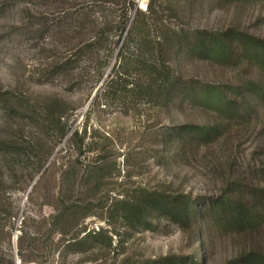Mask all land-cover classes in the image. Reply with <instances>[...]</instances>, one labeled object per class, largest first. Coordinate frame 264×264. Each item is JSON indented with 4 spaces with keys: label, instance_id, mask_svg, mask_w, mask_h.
Listing matches in <instances>:
<instances>
[{
    "label": "rangeland",
    "instance_id": "obj_1",
    "mask_svg": "<svg viewBox=\"0 0 264 264\" xmlns=\"http://www.w3.org/2000/svg\"><path fill=\"white\" fill-rule=\"evenodd\" d=\"M155 1L154 8L164 20L187 31H217L237 26L264 38L263 2L229 6L212 0ZM63 2L0 0V142L20 143L26 153L22 158L23 170L5 171L0 165V256L6 259L4 264H10L11 260L21 264L18 249L22 222L26 220L25 231L39 233L43 241L44 226L55 214L54 207L60 205H77L82 216L88 215L78 223L72 222L66 240L75 233L80 232L82 238L103 229L117 250L109 253L105 247L101 255L86 248L85 253H70L62 258L61 250L32 251L34 245L25 239L26 258H36L38 264H162L166 257L191 258L198 253L204 264H225L244 249L264 251L263 231L254 237L225 233L211 220L206 234L200 237L183 233L166 219L156 220L155 230L144 233L131 232L120 220L110 219L108 209L112 200L141 187L181 191L200 201L217 197L235 181L264 187V109L248 124L227 125L219 143L187 160L168 162L151 143L154 133L186 121L212 123L215 118L205 111H185L178 107L160 110L149 106L141 88L126 98L106 99L104 91L119 62L122 47L127 46L130 55L136 54L135 37L134 41L126 40L134 13L119 44H114L117 38H111L114 43L108 47L113 50L112 57L108 58L106 50L101 52V62L110 60L102 78L96 71L99 63L96 62L82 63L83 73L73 85L61 77L53 82H38L46 75L54 56L50 50L57 48L61 60L69 48L58 34L65 23ZM72 3L74 19L82 10L100 9L87 1ZM135 3L145 12L150 0H135ZM76 43L74 40L73 44ZM170 59L172 67L187 77L214 85L236 81V73L229 68L181 55ZM49 99L63 105L59 111L64 115L62 128L67 129L63 138L61 126L37 124L45 117L41 106L40 110L28 108L20 112L15 104L19 100L24 101L25 107H31ZM76 160L77 168L70 167ZM37 161H44L39 171L33 167ZM94 167L98 172H93ZM55 239L58 241L61 236L56 235Z\"/></svg>",
    "mask_w": 264,
    "mask_h": 264
},
{
    "label": "trees",
    "instance_id": "obj_2",
    "mask_svg": "<svg viewBox=\"0 0 264 264\" xmlns=\"http://www.w3.org/2000/svg\"><path fill=\"white\" fill-rule=\"evenodd\" d=\"M78 1H87L94 8L100 9L96 12L82 10L84 12L77 13L78 16L74 19L71 12L73 0H64L61 8L65 12V23L58 34L66 40L69 48L65 58L61 60L57 57V48L50 50L54 56L47 66L46 75L40 77L38 82H53L61 77L73 85L79 81L78 78L83 73L80 65L82 63L93 65L96 62H99L96 63L98 64L96 71L99 78H102L110 60L101 62V52L106 50L109 52L108 58L112 57L113 50L108 47L111 42L114 43L111 38H117L114 44H119L127 31L130 16L134 13L126 40L134 41L135 37L136 54L130 55L127 46L122 47L119 62L114 67L110 83L104 91L106 99H109L108 97L116 99L118 96L126 98L141 88L142 97L149 106L160 110L178 107L185 111L186 109L205 111L215 118L212 123L186 121L154 133L151 143L160 149L162 158L168 162H176L182 158L187 160L202 149L219 143L227 125L248 124L264 109V38L249 34L237 26L217 31L207 29L187 31L164 20L160 12L154 8L157 3L155 0H150L145 12L137 7L135 0ZM212 2L218 5L239 6L264 3V0H212ZM73 22H76V25H73ZM74 40H77L76 44H73ZM174 55L197 58L229 68L236 73V81L214 85L187 77L172 67L170 57ZM120 84L123 86L119 89ZM129 86L132 87L128 88ZM15 104L20 108V112H26L28 108L39 109L41 106V112L43 111L45 117L37 124L48 126V123L50 125L55 123L61 126V138L67 134V129L62 128L64 115L59 113L63 105L61 106L57 100H44L32 104L31 107H25L24 101L19 100L18 103L15 101ZM10 109L8 107L9 113H12ZM77 134L75 133L76 136ZM0 143L2 169L23 170L22 158L26 153L22 144L12 141ZM77 160L70 167L77 168ZM43 163L44 161H37L33 163V167L36 166L39 171L43 168ZM97 170V167H94L93 172H98ZM118 196L121 197H115L108 209L111 213L110 219L120 220L131 232L154 231L158 219H166L177 225L183 233L191 232L200 237L206 234L210 220L215 227L225 233L254 237L261 231L264 232V187L235 181L229 183L217 197L202 201L181 191H160L144 187ZM61 207L62 205L60 208L54 207L55 214L47 220L50 222L44 226L41 236L43 241L38 237L39 233L29 234L25 231L24 219L20 228L18 249L21 264L38 262V259L26 258L24 255L25 239L34 245L32 251L41 249L50 253L61 250L62 258L70 253H85L86 248L97 250L101 255L105 247L109 253L117 250L118 247L113 248L112 238L107 237V232L103 229L87 233L82 238L80 232L75 233L72 238L66 240L71 234L69 232L72 222L78 223L88 215L82 216L77 205ZM56 235L61 236V239L56 241ZM5 261L6 259L0 256V264H4ZM162 262L204 264L198 253L191 258L166 257ZM9 263L14 264L12 260ZM225 264H264V251L244 249Z\"/></svg>",
    "mask_w": 264,
    "mask_h": 264
},
{
    "label": "water",
    "instance_id": "obj_3",
    "mask_svg": "<svg viewBox=\"0 0 264 264\" xmlns=\"http://www.w3.org/2000/svg\"><path fill=\"white\" fill-rule=\"evenodd\" d=\"M98 91H99V89L96 91V94H97Z\"/></svg>",
    "mask_w": 264,
    "mask_h": 264
}]
</instances>
